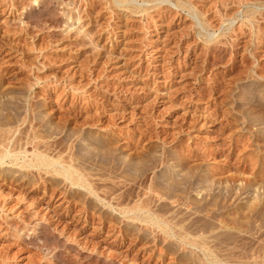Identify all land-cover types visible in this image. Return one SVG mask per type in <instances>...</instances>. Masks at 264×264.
<instances>
[{
    "label": "rangeland",
    "instance_id": "rangeland-1",
    "mask_svg": "<svg viewBox=\"0 0 264 264\" xmlns=\"http://www.w3.org/2000/svg\"><path fill=\"white\" fill-rule=\"evenodd\" d=\"M2 152L0 264H264V0H0Z\"/></svg>",
    "mask_w": 264,
    "mask_h": 264
},
{
    "label": "bare ground",
    "instance_id": "bare-ground-1",
    "mask_svg": "<svg viewBox=\"0 0 264 264\" xmlns=\"http://www.w3.org/2000/svg\"><path fill=\"white\" fill-rule=\"evenodd\" d=\"M38 154V153H37ZM189 154V153H188ZM191 154H193V153H191ZM35 155V154H34ZM8 156H10V154L9 153H4L3 154V152H2V155L0 156V164H2L3 163V159H5L6 157H8ZM37 156H39V155H37ZM46 156V155H45ZM50 156V155H49ZM109 156V155H108ZM110 157V156H109ZM108 157V158H109ZM190 157L188 156V157H186L185 156V161H188V159H189ZM38 159V160H37ZM36 160H35V162L36 161H38L37 163L38 164H36L35 166H38L37 168H39V166L41 165H45V166H47V167H51V166H53V162H51V161H48L45 157H44V155H42V153H41V155H40V157L39 158H37ZM184 159H182V160H180V163H182L181 161H183ZM192 159V158H191ZM50 160H52V159H50ZM62 160V159H61ZM164 160H166V158H165V156H164V159H161V160H155V161H151L148 165L146 164L145 165V167H144V169H143V174L144 175H146L147 174V171L148 172H150V171H154L155 169H157L160 165H162L163 163H164ZM63 161V160H62ZM113 161V160H112ZM115 161H116V159H115ZM184 161V162H185ZM34 162V161H33ZM32 162V163H33ZM35 164V163H34ZM34 164H27L26 166H28V167H34ZM62 164H64V163H62ZM177 164H179V163H177ZM66 165H67V163H66ZM24 166V165H23ZM61 166V165H60ZM69 167V166H68ZM36 168V167H35ZM55 168V167H54ZM57 169V168H56ZM55 169V170H56ZM58 175H62V176H64L67 180H70L73 184H77V185H80V186H82L81 185V183L83 182V180H79L80 179V177H79V179H78V177H77V179L73 176L74 175V173L76 172V170L75 171H71V169H70V167L69 168H67L66 166H64V165H62V167L61 168H59V170H57V171H55ZM77 173V172H76ZM155 173V172H154ZM156 174V173H155ZM175 173H173V175H171L170 176V180H171V182H169V184H167L166 186H165V188H162L160 185L162 184L161 183V181H159L160 179H164V177H156V178H151L152 179V181H151V183H150V187H149V190H150V192L152 193V192H154L156 195H157V197H159V199H161L162 200V198H164L163 197V195H166V197H168V198H171L172 199V204L173 203H176L177 205H179V204H181L182 202H184V200L186 199V198H184V197H186V195L188 194V191H189V189L191 188V186H193V184H194V182H195V180H196V176L194 175V174H187V175H180V177L178 178L177 176H175L174 175ZM76 175V174H75ZM81 176V175H80ZM153 176H155V175H153ZM85 178V177H84ZM82 179V178H81ZM148 179V178H147ZM169 178H166V181L168 180ZM150 180V179H149ZM169 181V180H168ZM85 183V182H84ZM83 184V183H82ZM165 192H163V191ZM180 194H183V195H179V193ZM178 193V194H177ZM184 196V197H183ZM187 198H189V197H187ZM153 199V198H152ZM152 199H150L149 200V198H148V201H150L149 203H152ZM142 201V200H141ZM147 201V200H146ZM186 201V200H185ZM161 202V201H160ZM142 203H145V202H142ZM147 203V202H146ZM148 203V204H149ZM184 203H186V202H184ZM195 203V202H194ZM171 204V205H172ZM183 204V203H182ZM190 204H192L193 205V203L192 202H189L188 201V204H187V206H189ZM144 205H146V204H144ZM196 205V204H195ZM160 209L161 208H166L167 207V205L166 204H164V202L163 203H160L159 205H157ZM186 206V205H185ZM167 212V211H166ZM153 216V215H152ZM155 218V217H154ZM159 217H157V219H158ZM150 219V218H149ZM154 220V222L155 223H157L156 221V219H152V221ZM222 225H224V224H222ZM162 229L165 231V232H167L168 234H170L169 233V231L170 230H173V235L174 236H176V237H180V236H185V238H186V236H188V235H186V234H179V233H176V232H174V229L173 228H171L168 224H165V226L164 227H162ZM184 236L183 237H181V238H184Z\"/></svg>",
    "mask_w": 264,
    "mask_h": 264
}]
</instances>
